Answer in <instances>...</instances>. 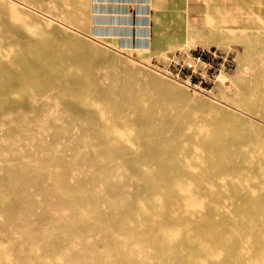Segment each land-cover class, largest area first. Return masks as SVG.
Returning <instances> with one entry per match:
<instances>
[{"label":"rangeland","instance_id":"374dc122","mask_svg":"<svg viewBox=\"0 0 264 264\" xmlns=\"http://www.w3.org/2000/svg\"><path fill=\"white\" fill-rule=\"evenodd\" d=\"M263 23L264 0H0V264H264ZM219 118L229 184L194 153Z\"/></svg>","mask_w":264,"mask_h":264},{"label":"bare ground","instance_id":"6f19581e","mask_svg":"<svg viewBox=\"0 0 264 264\" xmlns=\"http://www.w3.org/2000/svg\"><path fill=\"white\" fill-rule=\"evenodd\" d=\"M99 13V11H98ZM116 17V16H115ZM264 24V23H263ZM102 48H96L95 51L98 52H102L101 50ZM134 51V49H133ZM127 55L131 56L133 54L132 51H126L125 52ZM104 58V56L102 57ZM109 66H110V70H109V74L108 75H117L120 76V74H122L123 72L126 73H132V76H137L138 77H142L143 72H140V69L136 68L133 64H131L129 61L127 60H121L119 58H115L114 61H109ZM113 72V73H112ZM220 77H218L219 79ZM224 82V84H227L228 88H233V86L231 84L227 83V80L224 79L222 80ZM146 84H151L154 85V87L156 89L159 88H164L165 86H169L166 85L165 83H163L162 81L159 80H147ZM165 84V85H164ZM171 89H173L172 86H169ZM182 97H184V95H181ZM222 127L226 128L225 130L219 132L218 129H222ZM205 128V132H203L202 134L198 135V136H194L195 138H202V137H206V138H211V140L208 143H204L201 142L199 144H197V149L194 152L195 154L199 151L201 152L202 150H209V151H217L219 154H222L220 156V159L215 160L214 162L218 164V168L215 171V174H217L219 171L223 170L222 173H220L218 176H227V175H232L233 178L227 177L224 179V182L226 184H229V182L232 179H236L238 178L239 180H241V176L242 175H247L248 173L246 172V170L244 168H242L241 164H239L240 162H242L241 160L237 159V158H232V155L234 154V145L233 142H236V148L241 146V141L238 137V134L235 131H232L231 128H229V126L227 124H225V121L223 118H219L217 121H213V122H208V124L206 126H204ZM204 144L201 146V144ZM194 145V144H193ZM232 151V153H231ZM238 153V149L236 151ZM248 151H244V153H247ZM230 158V159H229ZM201 161H205V159L202 157L200 158ZM213 162V160H212ZM229 167V168H226ZM257 173L254 172L253 175L251 176V179H254V176ZM249 175V174H248Z\"/></svg>","mask_w":264,"mask_h":264},{"label":"built area","instance_id":"2783aa9c","mask_svg":"<svg viewBox=\"0 0 264 264\" xmlns=\"http://www.w3.org/2000/svg\"><path fill=\"white\" fill-rule=\"evenodd\" d=\"M213 69L210 65V63L204 59L203 55H195L194 53H190L187 56V61L183 62V65L180 69L181 71L185 72V76H188L189 81H192V77L195 76L196 78L201 77L203 80L208 79L209 81H212V79H217L218 76H216V73H210V70ZM180 73H178L177 76H180ZM186 73L188 75H186Z\"/></svg>","mask_w":264,"mask_h":264}]
</instances>
